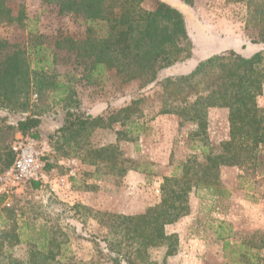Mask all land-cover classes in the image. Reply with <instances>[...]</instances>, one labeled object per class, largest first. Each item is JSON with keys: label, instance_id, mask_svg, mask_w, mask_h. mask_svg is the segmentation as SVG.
Returning a JSON list of instances; mask_svg holds the SVG:
<instances>
[{"label": "trees", "instance_id": "trees-1", "mask_svg": "<svg viewBox=\"0 0 264 264\" xmlns=\"http://www.w3.org/2000/svg\"><path fill=\"white\" fill-rule=\"evenodd\" d=\"M39 1L55 6L59 15L72 16L83 33L76 38L49 37L26 30L23 8L15 10L10 0H0V27L26 32L20 45L0 37V111L15 117L11 123L0 119V173L14 161L15 135L39 138L42 117L58 106L63 119L47 137L52 149L63 157L82 154L88 158L85 164L102 166L103 174L122 177L130 170V159L121 158L115 146L93 149L89 137L96 129L118 124L125 128L117 132L119 139H138L144 131L136 117L138 110L128 106L106 119L92 117L81 109L74 85H102L109 75L122 84L136 81L141 89L155 84L162 71L192 56L185 19L159 0ZM226 1L246 5L255 31L251 44H264V2ZM183 2L191 6L194 0ZM59 62L71 71L60 74L55 69ZM160 89V113L175 115L181 127L195 126L197 141L191 149L201 161L189 157L162 177L159 201L143 213L108 216L109 237L104 242L109 264H166L177 252L178 238L168 235L165 227L188 214L192 193L205 190L213 198L227 199L230 193L219 183L224 167L241 170L240 179L253 185L261 182L257 173H264V109L258 105L264 91V51L249 57L232 50L211 56L187 75L166 77ZM210 109L227 110L228 138L218 145L211 144L206 134ZM51 167L45 163L46 173ZM27 185L33 191L40 187L35 182ZM4 201L0 197V264H79L64 257L67 237L59 215L18 201L5 208ZM253 238L257 242L242 251V243L231 242L221 230L216 237L223 242V250L238 249L239 260L234 264H261L264 236ZM19 245L27 249L25 259L13 254ZM152 250L163 251V262L151 260Z\"/></svg>", "mask_w": 264, "mask_h": 264}, {"label": "rangeland", "instance_id": "rangeland-1", "mask_svg": "<svg viewBox=\"0 0 264 264\" xmlns=\"http://www.w3.org/2000/svg\"><path fill=\"white\" fill-rule=\"evenodd\" d=\"M159 1L183 15L193 45L190 61L162 71L155 84L143 89L136 81L122 84L113 75H109L102 85L89 86L84 82L74 85L81 109L92 117L106 119L128 106L138 110L136 117L144 126L138 139H119L117 132L125 128L118 124L96 129L89 137L93 149L117 147L121 158L130 159V170L122 177L103 174L102 166L85 164L88 158L82 154L76 158L63 157L55 152L47 137L62 123L63 111L57 106L42 117L39 138H35L46 141L50 148L45 161L52 166L47 180L34 191L26 185L21 194L4 201L5 208H11L18 201L20 205L43 207L59 215V223L67 237L64 257L79 264H109L104 242L109 237V228L105 227L108 216L143 213L159 201L162 177L172 174L175 167L189 157L201 161L200 154L191 149L193 142L197 141L193 137L195 126L185 124L181 127L175 115L160 113V82L166 77L187 75L197 62L225 51L232 50L245 57L264 51V44H251L255 31L253 23L248 20L245 4L194 0L189 6L183 0ZM10 2L15 10L23 8L26 30L49 37L69 35L76 38L83 33L79 22L72 16L59 15L53 5L39 0ZM25 35L26 32L14 27H0V37L11 45L22 44ZM55 69L60 74L71 71L61 62ZM258 105L264 109V91ZM0 119L11 123L15 117L0 111ZM207 121L206 134L211 144L218 145L227 140L226 109H210ZM25 138L34 137L16 134L11 150L15 143ZM243 176L236 167L221 168L219 183L229 191L227 199L213 198L205 190L190 195L188 214L165 227L168 235L178 238L177 252L167 258L166 264H234L239 260L235 253L238 249L232 250L230 246L223 250V242L216 239L217 232L221 230L223 236L233 243H242V251L249 250L257 242L254 235L257 238L264 236V173H257L261 182L255 185L249 180L242 181ZM13 254L18 259H25L27 249L19 245L13 249ZM149 254L151 260L163 262L162 250H152ZM260 254L264 259V249Z\"/></svg>", "mask_w": 264, "mask_h": 264}, {"label": "built area", "instance_id": "built-area-1", "mask_svg": "<svg viewBox=\"0 0 264 264\" xmlns=\"http://www.w3.org/2000/svg\"><path fill=\"white\" fill-rule=\"evenodd\" d=\"M12 151L14 161L11 167L0 173V197L21 194L28 183L47 180L44 166L50 148L46 141L25 138L15 143Z\"/></svg>", "mask_w": 264, "mask_h": 264}, {"label": "crops", "instance_id": "crops-1", "mask_svg": "<svg viewBox=\"0 0 264 264\" xmlns=\"http://www.w3.org/2000/svg\"><path fill=\"white\" fill-rule=\"evenodd\" d=\"M194 58V55H193ZM190 61V60H189ZM201 61L197 62L195 65H193L190 70L187 72L188 74L200 63ZM185 74V73H184Z\"/></svg>", "mask_w": 264, "mask_h": 264}]
</instances>
